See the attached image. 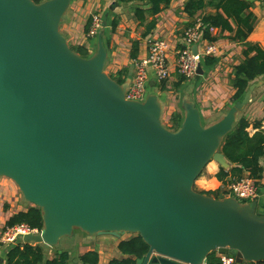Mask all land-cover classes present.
Masks as SVG:
<instances>
[{"label":"water","instance_id":"1","mask_svg":"<svg viewBox=\"0 0 264 264\" xmlns=\"http://www.w3.org/2000/svg\"><path fill=\"white\" fill-rule=\"evenodd\" d=\"M70 2L0 0V176L40 209L31 241L53 247L76 230L112 239L128 232L148 245L135 264H206L213 252L264 261L256 199L194 188L211 160L227 166L220 145L259 83L206 124L185 97L171 130L155 93L127 99L126 82L104 71L102 30L89 57L70 48L59 30Z\"/></svg>","mask_w":264,"mask_h":264},{"label":"crops","instance_id":"2","mask_svg":"<svg viewBox=\"0 0 264 264\" xmlns=\"http://www.w3.org/2000/svg\"><path fill=\"white\" fill-rule=\"evenodd\" d=\"M186 1L172 0L170 5L156 16L155 27L150 32L145 33V24H139L134 17L133 7L137 2L71 0L60 22L59 30L61 29L62 32H60L66 38L67 43L71 44V47L84 45L89 49L90 53H93L96 48L97 37L87 38L85 26L89 17L93 14H98L101 18L107 14L106 26L101 29L107 50L104 71L116 81L119 78L122 79L120 83L126 82V87L133 81L136 61L147 55L149 41L152 39L165 40L170 45L168 61L171 73L169 79L160 84L156 80L152 68L148 69L149 85L147 93H155L158 96L162 106L161 120L163 125H171L172 115H178V117L176 116L178 120L180 117L178 123L180 125L184 114L183 99L185 97L195 104L199 110L202 123L206 124L219 118L233 103L230 100L233 93L232 70L234 65L243 60V47L241 43L230 40L228 32L220 33L219 30L215 31L213 34L219 35V37L217 41L213 42L218 47V52L214 55L216 58L214 64L206 66L200 62L202 73H196L194 76L181 81V75L175 70L174 51L182 46L184 30L204 13H198L194 18H190L183 7ZM249 1L252 3L251 11L255 17V23L247 41L257 43L264 49V0ZM113 3H116V5L111 10L110 6ZM210 10L207 9L206 11ZM114 19L118 22L115 30L112 31L111 22ZM150 19L151 17H148V20ZM204 42L208 41L204 40ZM251 83H259V86L252 91L251 100L240 112L248 120V116L255 113L254 111L263 112L264 110V75L256 78ZM257 120L264 119L259 118ZM253 121L255 120L251 122ZM248 131L254 132L251 126ZM226 161L227 166L222 167L216 161L211 160L195 180V189L200 192L220 189V192H223L226 184L230 182L231 176L228 175L226 184H222L216 178V174L220 168L228 171L232 167V164L228 160ZM260 162L263 166V173L257 180L258 195L256 201L260 211H264V162L263 160H260ZM247 175H249L247 172L243 174V176ZM30 206L32 205L23 198L17 185L8 177L0 176V233L12 215L19 211H24ZM93 237L96 238L94 242L83 246L81 241L84 239L80 236L76 243L77 249L75 251H59H67L69 253L67 264H81L79 257L88 250H96L98 252V264H107L112 258L121 259L124 257L118 250L117 245L121 239L126 237L120 236L117 239ZM31 243L34 242L32 241ZM39 245L42 247L46 259H50L57 254L55 248L59 244L53 247H46L43 244ZM82 247L85 248L82 249ZM8 249V246L0 243V264H7Z\"/></svg>","mask_w":264,"mask_h":264},{"label":"trees","instance_id":"3","mask_svg":"<svg viewBox=\"0 0 264 264\" xmlns=\"http://www.w3.org/2000/svg\"><path fill=\"white\" fill-rule=\"evenodd\" d=\"M40 2L41 0H34ZM124 3H135L133 13L139 24H145V33L150 32L156 23V16L166 9L172 0H118ZM252 3L249 0H187L184 4V11L190 18H194L198 13H203L200 19L203 22L202 38L208 42H215L219 35H214L209 31V27H215L220 33L228 32L229 39L241 43L243 60L234 65L232 70L233 93L230 97L232 102L242 98L250 82L264 75V49L257 43L247 41L255 23V17L251 11ZM211 9L210 11H206ZM148 17H151L148 20ZM91 17L85 26L87 32ZM117 20H112L111 30L117 26ZM192 23V22H191ZM189 23V24H191ZM135 44V43H134ZM70 48L81 57H89V49L84 45H77ZM216 61L214 55L204 56L201 62L206 66H211ZM186 79L181 76L180 80ZM120 83L122 79H117ZM164 81L159 82L163 84ZM264 97V96H263ZM264 102V98H263ZM178 117V115H176ZM175 115L171 117L169 129L176 130L179 120ZM252 127L254 132L248 131ZM220 152L232 167L225 171L220 168L216 178L226 184V177L231 176V180L243 176L245 172L252 178L258 180L263 173L264 162V120L251 122L244 114H239L233 129L224 137L220 145ZM221 190L202 191L208 195L217 197ZM26 223L38 230L42 227L40 209L30 206L24 211H19L12 215L6 222V226ZM118 250L124 256L121 259L112 258L107 264H135L136 258L143 256L148 245L138 234H132L125 239H121L117 245ZM69 253L67 251L58 252L54 257L46 259L43 249L39 244L31 242L18 243L9 247L7 251V264H67ZM79 260L81 264H98L99 255L96 250L85 251ZM206 264H220L216 253H211ZM248 264V263H245Z\"/></svg>","mask_w":264,"mask_h":264},{"label":"built area","instance_id":"4","mask_svg":"<svg viewBox=\"0 0 264 264\" xmlns=\"http://www.w3.org/2000/svg\"><path fill=\"white\" fill-rule=\"evenodd\" d=\"M203 27L202 20L197 18L184 30L182 46L174 51L175 70L185 78H190L196 74L197 65L204 56L216 55L218 52V47L215 43L204 42L202 38ZM101 29L102 18L98 14H93L86 36L88 38H95ZM208 29L211 33L217 31V28L212 26ZM194 44L198 48L197 54H193L191 50ZM148 45L147 55L135 63L133 81L127 87L125 94L127 99L136 101L144 99L149 85L148 69L152 68L158 82L164 81L170 76L171 68L168 61L170 45L162 39H152ZM223 193L225 196L234 197L241 202L255 200L258 195L257 180L249 175L234 179L226 184ZM39 231L37 228H32L26 223L5 226L0 233V243L11 247L18 243H24L22 240L25 237L37 234ZM216 255L219 258L220 264H238L229 254L216 253ZM248 264H264V261L250 262Z\"/></svg>","mask_w":264,"mask_h":264},{"label":"rangeland","instance_id":"5","mask_svg":"<svg viewBox=\"0 0 264 264\" xmlns=\"http://www.w3.org/2000/svg\"><path fill=\"white\" fill-rule=\"evenodd\" d=\"M60 31H61V29H60ZM62 32V31H61ZM70 46H71V44L70 43H68ZM73 47V46H72ZM230 65H232L231 63H230ZM169 79V77L168 78H166L165 80H164V82H166L167 80ZM147 89H148V87H147ZM244 111H246V110H244ZM255 113H253V114H251V115H249L248 117H249V120L250 121H252V120H257V119H264V110H263V112H260V111H254ZM162 119V118H161ZM162 121V120H161ZM165 127H167L168 128V126L169 125H164ZM195 183V182H194ZM195 185V184H194ZM194 188H196V187H194ZM130 235H132V233H128V232H126V233H123V234H121V236L122 237H129ZM81 236V238H83L84 240L83 241H81L82 243H81V245H83V246H85V245H88V244H91L92 242H94L95 240H96V238L95 237H93V236H88V235H86V234H84V233H82V232H80V231H76L75 232V234L71 237V238H68V237H64V238H62L61 239V241L59 242V246L57 247V248H55V251L58 253L60 250H69V251H75L76 249H77V241H78V238ZM22 242H32L31 241V236H27V237H25L23 240H22ZM47 247V246H46ZM85 247H82V249H84ZM54 249V248H53Z\"/></svg>","mask_w":264,"mask_h":264},{"label":"bare ground","instance_id":"6","mask_svg":"<svg viewBox=\"0 0 264 264\" xmlns=\"http://www.w3.org/2000/svg\"><path fill=\"white\" fill-rule=\"evenodd\" d=\"M87 33V32H86ZM88 38V37H87Z\"/></svg>","mask_w":264,"mask_h":264}]
</instances>
